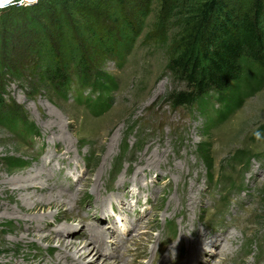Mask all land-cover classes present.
Segmentation results:
<instances>
[{"label": "rangeland", "instance_id": "rangeland-1", "mask_svg": "<svg viewBox=\"0 0 264 264\" xmlns=\"http://www.w3.org/2000/svg\"><path fill=\"white\" fill-rule=\"evenodd\" d=\"M63 1L0 9V101L35 128L28 135L18 125L17 135L0 123V264H93L94 245L99 264H187L190 256L191 264H264V73L235 113L208 128L197 108L168 102L187 89L168 66L205 0H180L169 13L160 0H124L130 21L139 8L146 16L123 61L94 39L102 24L125 29L108 0H81L87 13L95 10L94 31L75 1ZM60 14L90 67L82 84L74 63L62 59L70 79L62 89L42 70L41 34L27 21L34 17L58 48ZM101 74L113 82L107 96L93 85ZM238 151L252 156L249 164L232 159ZM5 158L23 163L11 167ZM35 174L43 176L34 186L21 182ZM56 193L65 195L59 204L43 201ZM61 240L77 245L67 253Z\"/></svg>", "mask_w": 264, "mask_h": 264}, {"label": "trees", "instance_id": "trees-1", "mask_svg": "<svg viewBox=\"0 0 264 264\" xmlns=\"http://www.w3.org/2000/svg\"><path fill=\"white\" fill-rule=\"evenodd\" d=\"M46 1L59 3V0ZM74 1L77 6L73 10H77L82 15L85 21L84 27L94 31L98 24L96 20L92 21L90 15L95 10L87 13L84 1L71 0ZM160 1L166 13H169L180 0ZM108 2V7L115 16L117 15L116 20L119 21L120 27L125 29L122 28L115 33L112 28L109 29L102 24L100 31L93 32L94 39L100 43L105 52L117 55V59L123 61L126 49L140 34L146 12L137 9L135 11L137 20L134 19L133 23L124 15V0H108ZM60 6L61 4L55 7ZM31 8L37 11L39 7L33 5ZM194 9L196 11L186 21L188 27H185L168 66L177 79L186 83L187 89L169 94L168 102L174 109L197 108L199 114L208 118L207 123L210 128L227 120L257 91L255 86L259 84L264 73V0H244L239 5H229L226 0H205ZM65 18L66 16L60 14L55 25L56 32L61 34L58 48L51 42L43 27L38 23L36 26L34 17L27 18L30 27L41 34L37 41L36 52L43 60L42 70L54 81L55 86L61 89L67 88V83L70 81L68 66L63 63L64 60L74 63L75 74L81 83L87 82L90 76V67L86 64L84 56L80 54L74 35L69 34L70 23L64 20ZM61 29L68 31L60 32ZM119 65L121 66V62ZM103 76L96 75L97 83L93 85H102L100 91L103 90L102 95L107 96L113 82L110 79L106 83L102 82ZM212 93L214 96H211ZM213 97L218 101V108L214 107L211 100ZM90 102L94 103V109H98L97 97ZM0 123L17 135L23 133L21 130L28 135L32 134L33 129L35 130L32 124L24 120L20 110L14 105L7 106L2 101H0ZM18 125H21V130H17ZM199 153L207 170L211 171L209 147L203 144ZM250 158L252 156L248 153L238 151L232 159L235 162L244 161L245 164H249L246 161ZM3 160L11 167L21 166L23 163L13 158Z\"/></svg>", "mask_w": 264, "mask_h": 264}, {"label": "bare ground", "instance_id": "bare-ground-1", "mask_svg": "<svg viewBox=\"0 0 264 264\" xmlns=\"http://www.w3.org/2000/svg\"><path fill=\"white\" fill-rule=\"evenodd\" d=\"M41 174V173H40ZM40 176H43V175H37V174H35V176H33V175H31L30 176V178H28V177H25V178H23L22 180H21V182H27V181H31V185H29V186H34V184H36L37 182H39V181H41L39 178H40ZM27 178H28V180H27ZM18 182H20V181H18ZM55 195V194H54ZM49 196V198H47L46 200H43V201H45V203L46 204H51V203H56V204H59L60 202H62V199L63 198H65V195L64 194H62V193H56V195L55 196ZM38 202V201H37ZM43 203V202H42ZM45 203H43V204H45ZM96 231V230H95ZM100 233H103L102 231H96L95 233H94V238L96 239V240H100V242H101V235H100ZM103 235H104V233H103ZM64 242V240H61V241H59V242ZM104 241V240H103ZM92 242H93V240H92ZM65 244H66V246H65V249H67L66 250V252L67 253H69L70 251L68 250V249H70V246H75V245H77V243H74V242H64ZM97 243V242H96ZM97 246V245H96ZM96 246L94 245L93 247H94V252L96 251V254L90 259L91 261L90 262H92L93 264H99V261H98V255H101V256H103V253L101 252V250L100 249H98V248H96ZM99 247V246H98ZM89 251V250H88ZM87 251V252H88ZM205 252V251H204ZM89 253V252H88ZM227 252L226 251H223V253L222 254H226ZM86 254L87 253H84L83 255H81V257H79V259H75L76 260V262H80V260L81 261H83L84 259H85V256H86ZM66 255V254H65ZM73 256L74 257H76V254H73ZM62 257H65V258H67L66 256H62ZM192 256H190V258H191ZM190 258H188L187 260V264H191L192 262L194 263L195 262V260L197 259H195V260H190ZM190 260V261H189ZM191 262V263H190ZM101 263V262H100ZM103 264V263H102ZM107 264H112V263H107ZM114 264V263H113Z\"/></svg>", "mask_w": 264, "mask_h": 264}, {"label": "clouds", "instance_id": "clouds-1", "mask_svg": "<svg viewBox=\"0 0 264 264\" xmlns=\"http://www.w3.org/2000/svg\"><path fill=\"white\" fill-rule=\"evenodd\" d=\"M12 0H0V9L4 8L7 4H10ZM25 0H21V3H24ZM28 4L35 3L36 0H26Z\"/></svg>", "mask_w": 264, "mask_h": 264}, {"label": "built area", "instance_id": "built-area-1", "mask_svg": "<svg viewBox=\"0 0 264 264\" xmlns=\"http://www.w3.org/2000/svg\"><path fill=\"white\" fill-rule=\"evenodd\" d=\"M15 4V3H17L18 5H23V6H26V5H31V4H28L27 2H26V0H25V2L24 3H21V1H19V2H16L15 0H12V2L10 3V4Z\"/></svg>", "mask_w": 264, "mask_h": 264}]
</instances>
